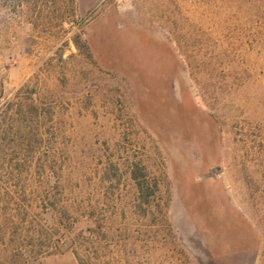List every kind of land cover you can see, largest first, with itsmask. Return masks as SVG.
I'll use <instances>...</instances> for the list:
<instances>
[{
    "label": "rangeland",
    "instance_id": "rangeland-1",
    "mask_svg": "<svg viewBox=\"0 0 264 264\" xmlns=\"http://www.w3.org/2000/svg\"><path fill=\"white\" fill-rule=\"evenodd\" d=\"M74 251L264 264V0H0V264Z\"/></svg>",
    "mask_w": 264,
    "mask_h": 264
},
{
    "label": "trees",
    "instance_id": "trees-1",
    "mask_svg": "<svg viewBox=\"0 0 264 264\" xmlns=\"http://www.w3.org/2000/svg\"><path fill=\"white\" fill-rule=\"evenodd\" d=\"M132 176H133V178L135 180H139V177L136 175V172L133 171V175ZM138 185H139L140 191L143 193L144 192V188H145V183L138 181ZM91 232H93V230ZM74 253H75V256H76L77 261H78L79 264H86L85 258L80 257V254L78 252H76V251H74Z\"/></svg>",
    "mask_w": 264,
    "mask_h": 264
}]
</instances>
